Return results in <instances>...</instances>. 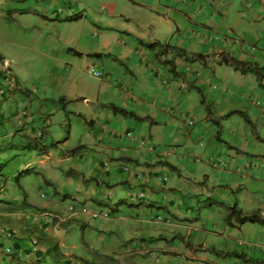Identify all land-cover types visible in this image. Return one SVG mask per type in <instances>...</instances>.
<instances>
[{
  "label": "crops",
  "instance_id": "crops-1",
  "mask_svg": "<svg viewBox=\"0 0 264 264\" xmlns=\"http://www.w3.org/2000/svg\"><path fill=\"white\" fill-rule=\"evenodd\" d=\"M35 1L32 10L45 13V18L28 12L26 16L33 15V22L22 24L15 32L28 36L44 27L57 32L64 55L56 58L52 68L60 62H73L67 60L68 54L73 55L68 50L81 51L78 39L99 30L103 46L94 53H109L121 63L109 58L95 61L106 78L100 86L87 87L78 94H70L79 83L77 73L72 72L56 81L61 82L57 98L28 85L20 86L21 93L0 95V151L5 150L0 158H11L15 171L29 169L39 174L37 186L51 187L55 196L38 205L28 194L25 177L20 179L28 197L23 205L5 185L6 194L0 195V264H24L23 241L11 242L17 251L14 257L1 254V247L7 245L5 231L19 219L41 235L38 257L46 264H82V258L90 259L86 248L77 243V230L89 249L120 262L125 256L133 257L136 264H264V225L228 226L223 208L198 205L200 198H208L224 207L236 204L245 213L260 211L264 215V172L239 175L209 165L213 155L226 158L232 167L249 158L264 157V85L254 74L220 63L225 55L264 70V0ZM77 13L81 19L70 21ZM125 38L126 47L108 43L110 39L125 42ZM139 41L169 44L184 54L158 57L156 50L146 49ZM198 54L204 59L195 60ZM9 57L8 52L0 51L1 62L4 67L6 62L8 69ZM52 59L55 61L50 56ZM28 60L31 57L24 59V66ZM165 60L174 61V72ZM78 97L84 98L76 102ZM54 98L60 105L66 102V111L72 112L68 108L71 103L74 114L87 124L77 139L75 129L68 128V140L61 145L75 147L63 158L52 150L39 153L30 147L38 131L43 145L60 136L51 119L60 111L50 108L49 99ZM109 104L145 120L113 114L105 107ZM232 112L243 113L250 123L242 122L240 114L229 115ZM127 133L130 138L124 137ZM144 137L169 150L170 155L157 158L139 150L137 141ZM80 152H84L79 155L81 160L66 166L65 172L62 162L71 161L70 156ZM2 175L0 172V178ZM66 188H74V194H66ZM118 190L126 199L115 202ZM58 198L90 201L91 208L108 205L115 215L111 222L100 224L85 216L70 217ZM156 210L165 213L160 220L155 217ZM39 212L56 215L38 221ZM157 239L167 246L151 243ZM47 240L58 244L63 258L56 261L52 257ZM231 253L250 262L231 257Z\"/></svg>",
  "mask_w": 264,
  "mask_h": 264
},
{
  "label": "rangeland",
  "instance_id": "rangeland-1",
  "mask_svg": "<svg viewBox=\"0 0 264 264\" xmlns=\"http://www.w3.org/2000/svg\"><path fill=\"white\" fill-rule=\"evenodd\" d=\"M29 1L30 0H0V51L8 52L11 55V57L8 58L10 62L9 66L11 70L13 68L15 73L13 72V70L11 71L10 69H9V73L11 77L14 80H16L18 87L21 86L22 88H26L24 87L25 85L30 86V88L37 87V89H41L43 90V92L47 91L45 95H48L49 98L52 96L50 95L51 93H53V97L57 98L59 95L60 89H61L60 88L61 82L56 83V81L58 79L64 80L65 78L68 77V75L71 76L72 72L77 73V80H79V83L75 88H71L70 94H73L75 92H77L78 94V92L86 89L87 87L92 88V87H97L98 85L100 86L101 82L106 78V74L102 72L100 64L96 63V62H101V60L87 56L89 54H93L96 50H99V48H102L103 46L102 41H104V39L100 37V30L94 31L93 32L94 34L86 37V39H78V42H77V45L79 47L78 49L81 50L79 51V53H82L83 56L82 57L76 56L75 58L73 55L68 54L67 60H74L73 62L71 61V63L69 61L66 62L70 66L72 65L71 67L68 66L67 64L64 65V63L60 62L59 66L52 68V66L54 67L53 63H55L56 65V58H58V56L62 57L64 55V52L62 51V46H63L62 39L59 40V35L57 34V32H55L54 30H51L50 27L49 29L48 27L42 28L41 30H39V33H37V29H36L35 34H29L28 36L15 32V30L17 29L20 30V28H22V24L29 23L30 21L33 22V19H32L33 15H30V17L26 15L28 12L29 14H34L32 7L36 5V1L31 0L30 4L28 5ZM23 3L25 4V6ZM38 3H41V2L38 1ZM18 7L20 9H18ZM7 11H10L9 14L7 13ZM40 14L45 16L44 15L45 13L43 12H40ZM6 26H7V29H6ZM68 31H72V29L68 28ZM4 35H7L6 38L4 37ZM111 40L112 39H110L108 43L114 44L115 48L116 46L117 47L127 46L126 38H125V42L119 41V39L114 40L113 42ZM90 46H92L93 48L90 49L91 48ZM66 50H68V48H66ZM47 55H49L48 60L45 59V56ZM50 56H53L55 58V61L52 59V62H51ZM26 57H31L32 60L30 61L28 60V62L26 63L27 66H24L26 62ZM24 59H25V62H24ZM109 61H112V60L109 59ZM0 62H1V58H0ZM4 65L5 67L3 66V63L1 62L0 68H2L3 66L4 71L6 72V69H7L6 62H4ZM42 66L44 67L42 68ZM65 66H67V68H64ZM69 67L72 69L70 70ZM68 68L69 70H65ZM92 69L95 72L100 73L99 77L96 78L92 75V72H91ZM4 71H2L3 75L5 74ZM12 73L14 75L16 74L17 79ZM126 93L128 94L129 92H126ZM55 98L54 100L49 99V105H50V108L54 106V107H58L60 110L59 113L55 112L51 116L54 129L56 131H59L60 133V136L57 139V141H63L62 143H64L66 138H67L66 141L68 140L67 130L70 127H73L75 129L76 134H77L76 139L79 138L82 135V128L84 126H87V124H85L81 120V118H79L76 114H74L72 110L73 105L71 103H69L68 108L72 112L66 111L65 110L67 106L66 102H61V105H60L58 101L55 100ZM80 98L81 97H78V99L75 101L80 102V100L84 97H82L81 99ZM242 122H245L243 118H242ZM62 143L60 142L57 145V147L50 149L53 152H55L56 156H59V158H63L65 155H67V151L69 149H73L75 147L72 144L63 146L61 145ZM160 148H163V147L160 146ZM3 152H5V150L0 151V153H3ZM81 154L84 155V152L77 153L73 157L70 156L71 161L69 162L68 161L62 162L61 164L62 169H64L65 167V172H66V166H68L69 164H72L75 160H81V157L79 159V155ZM13 159L15 158L12 157V160ZM10 160L11 158H4V159L0 158V164L2 163L3 165L1 169V174L3 173L2 175L3 178H0L1 180L0 186H3V187H5V185L6 187L8 186V188L14 192L13 194L15 195V199H17V202H18V199L19 200L21 199L23 202L24 195L27 201L28 197L25 194L26 192H23L22 188L20 189V187H18L17 184L15 183V178L17 177L19 171H15L12 168ZM38 176L40 175L31 171V173L24 175L21 178V180L25 177H28L29 182L27 181L26 187H28L29 191H31V192H28V194H31L32 196L31 198L38 205H42V204L47 203V201L55 198V196L53 195L54 192L52 191L51 187L41 185V183H40V187L37 186L36 180L38 179ZM63 178H64V174H63ZM61 184H62V180H61ZM12 185H15V186H12ZM36 187H38V189H36ZM73 189L74 188H69V189L66 188V194L73 195L74 194ZM41 195L43 196L42 198H41ZM120 199L121 200L126 199V195L123 191L118 190L116 192L115 202H118V200ZM128 200L130 199L128 198ZM58 201H60L61 204L64 205L63 207H66L70 203L74 202L73 200H71V198L70 199L58 198ZM81 202L87 203L88 205H90L89 203H91L90 201H84V200H82ZM209 202H210V199L208 198H200L198 205L201 208H209L208 206ZM87 207L89 208V206ZM105 207H108V206H105ZM216 207L218 206L212 205V209ZM164 214L165 213L163 211L156 210L155 217L156 219L158 216L164 217ZM37 215L39 218L36 220L38 221L41 220L43 217L46 218L45 216L42 215L41 212H39ZM114 215L115 213L113 212L112 217ZM93 222H95V224H100V223L111 222V220L110 219L98 220V221H93ZM8 228L10 232H12V230L16 231V235L14 238L15 243L18 241H24V240H25L24 243H27V241L30 240V238L32 237H37L39 240L41 238V235L39 234V232H37L36 230H33V227H31V225L29 226L28 224H26L24 220L22 219H19V221L16 220V223L15 222L11 223ZM77 232H78L77 243H80L81 247L86 248V245L88 244H85L83 242L84 240L82 238L81 231L77 230ZM4 239L7 245L1 247V251L6 247L10 248L11 242L13 241V238L7 239V237L5 236H4ZM155 242H161L163 246H167V243L164 242L163 240H158V239L154 241L151 240V243H155ZM1 254L5 255V257L7 258L14 257L13 256L14 252L11 254V256H7L5 253H1ZM36 257L38 256L30 255L28 251H25L23 253V263L24 264H36L35 263ZM121 260H122L120 262L121 264L127 263L125 256ZM66 263L67 262H65V264ZM140 263L142 262H139V264ZM134 264H136L135 261H134Z\"/></svg>",
  "mask_w": 264,
  "mask_h": 264
},
{
  "label": "trees",
  "instance_id": "trees-1",
  "mask_svg": "<svg viewBox=\"0 0 264 264\" xmlns=\"http://www.w3.org/2000/svg\"><path fill=\"white\" fill-rule=\"evenodd\" d=\"M9 12L10 11H7L8 14H9ZM34 14L41 17V18H43V17L45 18V16H43L42 14H40L38 12H34ZM80 15H81L80 13H77V14L73 15L72 17H70L69 20L73 21V22L78 21L79 19H81ZM139 44L141 46L145 47L146 49L156 50V55L158 57L168 55L171 52H177L180 55L184 54L183 51H181V50L177 49L175 46H171L169 44H160L158 42L143 43L142 41H139ZM68 51L72 52V54L74 56H77V57L83 56L82 53L76 52L74 50H68ZM87 56L93 57L96 59L109 58V59H112L114 61L121 63L120 61H118L114 56H112L109 53H107V54L93 53V54H89ZM221 57L222 58L220 60V63H227V64L231 65L235 70H240L241 73H243V74L252 73L256 76L259 83H261V84L263 83V85H264V70L263 69L258 68L256 65H250V64H246V63L240 62L238 60L232 59V58H228L225 55H222ZM194 58H195V60L204 59V57L201 54L194 55ZM163 63L168 64L171 68V71L174 72L175 64H174L173 60H165ZM19 92L21 93L22 90L20 89ZM105 107L109 108L113 114H119L123 117H127L130 119L139 121V122L145 120V118H140V117L136 116L132 111H128L124 108L117 107L114 104H109ZM206 111H207L208 117H210L212 115L210 109L206 108ZM232 114H240L246 123H250V121L247 119V117L243 113L232 112L229 115H232ZM78 117H79V115H78ZM215 124L218 125L219 123L215 121ZM38 137L39 138L42 137L41 132H40V135H38V133H37V137H34V139L32 141H30L31 142L30 147H31V150L32 149L36 150L39 153H46L51 148L57 147V145L60 142L61 143L63 142V141H54V142L49 143L48 145H43L38 140L39 139ZM65 141H66V139H65ZM165 165L172 168V166L170 164L166 163ZM2 166L3 165L0 166V172H1ZM29 173H31V171L29 169H24V170L20 171L18 173L17 177L15 178V183L17 184L18 187H20V189H21L20 179L24 175H27ZM3 188H4L3 186H0V195L2 193L6 194V191L3 192L4 191ZM211 201L212 200H210V202L208 204L209 208H212V205H217L218 207L224 209V211H225L224 221L228 226H233L234 223H236L237 225H243L246 223L264 225V215H262L260 211H253V212L245 213L241 209H239L236 204H234L233 206H230V207H224L221 203H218L215 201L211 202ZM22 204L26 205L25 195H24V199H23ZM28 206L32 207L30 205H28ZM15 245L16 244L14 243L13 247ZM47 246L49 247L48 252H51L52 257H54V259L56 261H58L56 259L57 257L63 258V256L59 252V247H58V244L56 242H54L53 240H47ZM14 250H15V247H14ZM86 250H87L86 254H87V256L89 255L90 259L87 260L85 258H82L81 262H80L82 264H121L119 260L112 258V256H110L107 253L102 254L98 251L91 250L88 248V246H86ZM16 252L17 251H14V254H16ZM229 256L246 260V262H250V260L246 259L244 256L236 254V253H231V254H229ZM126 261H127L126 264H134L133 257L126 258Z\"/></svg>",
  "mask_w": 264,
  "mask_h": 264
},
{
  "label": "built area",
  "instance_id": "built-area-1",
  "mask_svg": "<svg viewBox=\"0 0 264 264\" xmlns=\"http://www.w3.org/2000/svg\"><path fill=\"white\" fill-rule=\"evenodd\" d=\"M234 42H238L236 38H232ZM92 75L94 77H99L100 73L95 72L94 70H91ZM18 89V86L16 85L14 79L11 77L9 72H5V78H4V84L2 88L0 89V95L2 94H11L15 93ZM259 105V102L256 103ZM264 113V110H263ZM38 135H40V132H38ZM124 137L130 138L131 134L127 133L124 135ZM137 147L142 152H148L151 154H154L157 158L158 157H168L170 155V151L165 148H160L159 146H156L150 138L144 137L137 141ZM209 165L212 169L220 170V171H233L236 174L239 175H245L249 174V176L254 175L259 172H264V157L262 156H256L254 158H249L243 165H237L236 167H232L230 165V161L226 158L220 156V155H213L209 159ZM140 198H143L144 195L140 194ZM89 206V208L87 207ZM108 205H100L95 206L94 208H91V204L88 205L87 203L82 202H72L70 203L67 208L66 212L69 214L70 217L75 216H85L89 217L91 220L98 221V220H108L112 218L113 212L112 207H105ZM43 216H47V214H44ZM161 216L158 217L160 220ZM16 231L12 230L10 232L9 230L5 231L4 236L7 237V239L15 238ZM11 237V238H10ZM241 245V243H240ZM24 246H26L27 251L30 255H37L40 251V242L37 237H32L30 240L27 241V243H24ZM2 253H5L7 256H10L13 252L12 249L9 247H6L2 250ZM36 264H44L38 259L35 260Z\"/></svg>",
  "mask_w": 264,
  "mask_h": 264
},
{
  "label": "clouds",
  "instance_id": "clouds-1",
  "mask_svg": "<svg viewBox=\"0 0 264 264\" xmlns=\"http://www.w3.org/2000/svg\"><path fill=\"white\" fill-rule=\"evenodd\" d=\"M93 70V69H92ZM5 72V71H4ZM6 72H9V69L7 68L6 69ZM3 77H2V85L1 86H3V84H4V78H5V74L4 75H2ZM15 81V83H16V80H14ZM16 85H17V83H16ZM18 86V85H17ZM2 88V87H1ZM0 88V89H1ZM20 90V87H18V89H17V91L14 93V94H16L18 91ZM6 94V93H5ZM3 95V94H2ZM38 132H41V131H38ZM42 133V132H41ZM41 197H43L42 195H41ZM140 198V197H139ZM142 199H144V197L142 198ZM75 202H79V201H75ZM66 208H67V206L65 207V212H66ZM112 211H113V209H112ZM67 213V212H66ZM44 214H47V216H45V217H51V218H53V217H55V215H56V213H42V215H44ZM67 215H69L68 213H67ZM15 239H13V241H14ZM39 240V239H38ZM15 242V241H14ZM25 242V240L23 241V243ZM39 242H40V240H39ZM11 249H12V252H14V250H13V248H12V246L10 247ZM24 248H25V250L27 251V249H26V246H24ZM40 249H41V243H40ZM40 252V251H39ZM39 252H38V254H39ZM11 256V255H10ZM36 256H38V255H36ZM36 259H38L39 261H41L42 263H44V264H46L45 262H44V260H42L41 258H39V257H36Z\"/></svg>",
  "mask_w": 264,
  "mask_h": 264
}]
</instances>
